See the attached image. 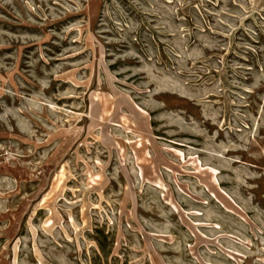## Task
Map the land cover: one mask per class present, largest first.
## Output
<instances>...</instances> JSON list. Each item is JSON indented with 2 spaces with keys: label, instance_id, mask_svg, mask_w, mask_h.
<instances>
[{
  "label": "rangeland",
  "instance_id": "1",
  "mask_svg": "<svg viewBox=\"0 0 264 264\" xmlns=\"http://www.w3.org/2000/svg\"><path fill=\"white\" fill-rule=\"evenodd\" d=\"M0 264H264V0H0Z\"/></svg>",
  "mask_w": 264,
  "mask_h": 264
}]
</instances>
